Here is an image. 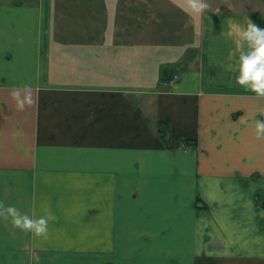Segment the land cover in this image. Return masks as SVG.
I'll return each instance as SVG.
<instances>
[{
	"label": "crops",
	"instance_id": "crops-1",
	"mask_svg": "<svg viewBox=\"0 0 264 264\" xmlns=\"http://www.w3.org/2000/svg\"><path fill=\"white\" fill-rule=\"evenodd\" d=\"M207 3L0 0V200L55 216L0 218L2 264H264V0Z\"/></svg>",
	"mask_w": 264,
	"mask_h": 264
},
{
	"label": "clouds",
	"instance_id": "clouds-1",
	"mask_svg": "<svg viewBox=\"0 0 264 264\" xmlns=\"http://www.w3.org/2000/svg\"><path fill=\"white\" fill-rule=\"evenodd\" d=\"M191 9L195 12H202L209 5L207 0H190ZM243 38L248 42L249 49L242 52L239 57V75L237 81L241 85L250 88L258 96L264 97V26L249 21L247 27L242 30ZM29 89L30 85H24ZM11 95L17 101L19 108H24L26 103L32 102L31 92L21 93L14 90ZM256 134L258 137H264V120L256 121ZM11 217L15 227L24 231H32L36 235L46 236L48 233L49 221L55 219L50 210H46L45 215L33 217L26 212H22L15 205H5L0 200V218Z\"/></svg>",
	"mask_w": 264,
	"mask_h": 264
},
{
	"label": "rangeland",
	"instance_id": "rangeland-1",
	"mask_svg": "<svg viewBox=\"0 0 264 264\" xmlns=\"http://www.w3.org/2000/svg\"><path fill=\"white\" fill-rule=\"evenodd\" d=\"M17 260H19V259H17ZM16 259H14V258H5L4 259V261H6L8 264H23V259H21L18 263H13V261H17ZM43 260H45V261H49L48 259H43ZM0 264H2V259H1V257H0Z\"/></svg>",
	"mask_w": 264,
	"mask_h": 264
},
{
	"label": "built area",
	"instance_id": "built-area-1",
	"mask_svg": "<svg viewBox=\"0 0 264 264\" xmlns=\"http://www.w3.org/2000/svg\"><path fill=\"white\" fill-rule=\"evenodd\" d=\"M175 78H178V76L176 75Z\"/></svg>",
	"mask_w": 264,
	"mask_h": 264
}]
</instances>
